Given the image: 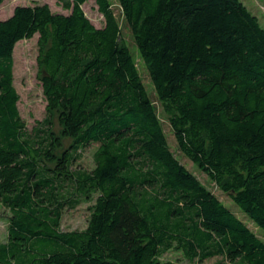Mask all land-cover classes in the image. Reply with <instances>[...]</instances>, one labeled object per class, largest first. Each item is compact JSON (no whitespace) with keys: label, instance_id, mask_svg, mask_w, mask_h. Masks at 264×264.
Returning a JSON list of instances; mask_svg holds the SVG:
<instances>
[{"label":"trees","instance_id":"1","mask_svg":"<svg viewBox=\"0 0 264 264\" xmlns=\"http://www.w3.org/2000/svg\"><path fill=\"white\" fill-rule=\"evenodd\" d=\"M4 0H0V5ZM17 5L0 19V202L9 209L0 264H173L170 249L213 264H264V26L243 0H95ZM117 8L133 34L179 150H172ZM39 34L47 115L29 128L14 48ZM62 135L71 140L63 148ZM94 144L93 167L80 165ZM93 199L87 226L65 208ZM261 232L258 233L256 229Z\"/></svg>","mask_w":264,"mask_h":264},{"label":"rangeland","instance_id":"2","mask_svg":"<svg viewBox=\"0 0 264 264\" xmlns=\"http://www.w3.org/2000/svg\"><path fill=\"white\" fill-rule=\"evenodd\" d=\"M247 6L259 17L261 24L264 26V0H243ZM116 7L117 3L113 0ZM34 3H48L53 11L69 13V9H65L63 5L57 0H4L0 5V19L9 17L17 5H30ZM86 15L97 26H103L104 15L99 11L95 0H88L82 4ZM116 13L119 18L122 37L126 45L131 49L143 82L146 85L148 93L154 106L157 109L159 118L162 121L164 130L170 142L172 150L176 153L180 161L185 164L191 171H193L198 178L220 199L234 210L240 217H244L250 225V221L245 214L240 210L239 206L230 198V196L223 192L218 186L208 177L206 173L201 171L196 164H194L187 156H185L177 147L174 133L169 121L168 114L164 111L162 102L160 101L154 84L151 80L149 71L141 58L138 47L134 40L133 34L125 24L119 9ZM39 34L36 33L31 38L19 40L14 48V83L20 94L18 106L22 117L25 119L29 128L37 124L38 120H42L47 115V101L43 92L42 82L40 78V67L38 64L39 56ZM54 125L57 134L62 138L63 148L69 147L71 140L62 135V125L59 123L58 117L54 118ZM95 145L91 144L84 152L83 156L79 159L80 165L87 168H92L93 163V150ZM94 203L93 199L83 200L74 208H65L62 218V228L64 230L84 229L87 226L88 219L91 213L90 207ZM9 209L2 205L0 202V241H6L8 238V215ZM258 233L261 231L254 227ZM264 237V236H262ZM163 260L171 261L173 264H213L221 259V256H214L202 260L188 259L183 251L177 249H170L165 252L162 257ZM227 264H230L227 262Z\"/></svg>","mask_w":264,"mask_h":264}]
</instances>
